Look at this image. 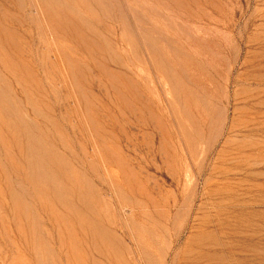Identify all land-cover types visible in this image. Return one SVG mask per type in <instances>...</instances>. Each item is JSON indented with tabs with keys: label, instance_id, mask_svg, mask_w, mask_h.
I'll list each match as a JSON object with an SVG mask.
<instances>
[{
	"label": "rangeland",
	"instance_id": "374dc122",
	"mask_svg": "<svg viewBox=\"0 0 264 264\" xmlns=\"http://www.w3.org/2000/svg\"><path fill=\"white\" fill-rule=\"evenodd\" d=\"M0 264H264V0H0Z\"/></svg>",
	"mask_w": 264,
	"mask_h": 264
}]
</instances>
